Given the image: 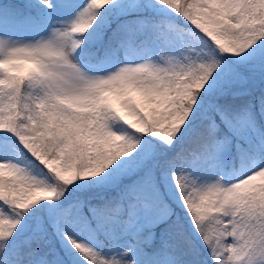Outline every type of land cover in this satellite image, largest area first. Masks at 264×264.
I'll use <instances>...</instances> for the list:
<instances>
[{
    "label": "snow or ice",
    "instance_id": "6c2138e0",
    "mask_svg": "<svg viewBox=\"0 0 264 264\" xmlns=\"http://www.w3.org/2000/svg\"><path fill=\"white\" fill-rule=\"evenodd\" d=\"M0 264H264V0H0Z\"/></svg>",
    "mask_w": 264,
    "mask_h": 264
}]
</instances>
